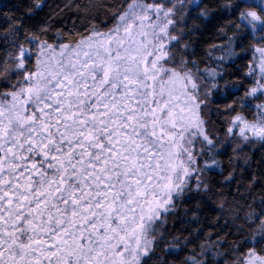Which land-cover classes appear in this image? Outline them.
<instances>
[{
	"label": "snow or ice",
	"instance_id": "1",
	"mask_svg": "<svg viewBox=\"0 0 264 264\" xmlns=\"http://www.w3.org/2000/svg\"><path fill=\"white\" fill-rule=\"evenodd\" d=\"M182 4L127 0L111 27L92 24L67 42L58 33L57 44L28 37L34 70L23 44L14 68L0 65V264H151L168 214L219 163L197 166L216 147L204 131L199 70L176 51L188 48ZM257 7L240 13L253 33L264 32V2ZM256 51L264 73V47ZM258 91L264 97L261 85L245 98ZM255 107L252 121L237 114L228 128L237 148L264 146V103ZM245 223L264 242V198ZM235 264H264V255L249 248Z\"/></svg>",
	"mask_w": 264,
	"mask_h": 264
},
{
	"label": "trees",
	"instance_id": "2",
	"mask_svg": "<svg viewBox=\"0 0 264 264\" xmlns=\"http://www.w3.org/2000/svg\"><path fill=\"white\" fill-rule=\"evenodd\" d=\"M183 2L181 39L188 48L181 52L188 66L194 72L199 70L197 77L204 84L217 85L213 91L217 113L205 116L207 135L215 142L216 151L201 154L197 166L203 169L204 162L211 164L213 157L219 163L199 174L203 186L197 190L193 181L177 203V210L168 214L162 228L164 235L155 242L151 264H192L193 259L203 260L204 264H235L249 248L264 252L256 225L245 223L249 205L258 214L264 198V146H246L236 153L232 145L226 144L233 118L239 114L252 121L255 105L264 103L259 91L255 97L245 98L250 89H259L256 69L261 57L256 49L260 43L240 20V13L250 9L243 1ZM191 2L194 6L190 8ZM35 3L36 0H0V65L7 61L14 68L18 46L23 44L31 52V57L26 54L25 68L34 70L36 42L28 37L36 34L41 40L57 44L61 42L58 33L67 42L92 24L101 29L111 27L115 14L127 0H40V8ZM14 25H18L15 36L8 31ZM9 77L15 82L18 73L11 71ZM5 86L0 79V88Z\"/></svg>",
	"mask_w": 264,
	"mask_h": 264
},
{
	"label": "rangeland",
	"instance_id": "3",
	"mask_svg": "<svg viewBox=\"0 0 264 264\" xmlns=\"http://www.w3.org/2000/svg\"><path fill=\"white\" fill-rule=\"evenodd\" d=\"M185 1V0H183ZM243 1L244 3H246L248 6H252L250 7V9H247V10H255L257 12L260 11L259 7H257V5L261 4L263 1L261 0H241ZM184 3V2H183ZM191 6H194L193 5V2H191V5L189 6L191 8ZM181 7L183 8V11H184V6L183 4L181 5ZM243 25H244V22H242ZM248 29V28H247ZM250 30V29H249ZM251 31V30H250ZM252 32V31H251ZM256 35V40L260 43V48L264 47V32H261L259 30H257L256 33H254ZM182 49H178L177 52H181ZM260 57H261V54H260ZM26 58H28V56L26 55L25 56V60ZM256 76H257V86L260 88L261 85H264V73H262L260 71V62L257 66V69H256ZM197 79L200 81V84H201V95L203 96L204 95V92L207 91L208 92V96H207V102L205 105H202L201 106V111L203 112V115H202V118L204 119L205 123H204V131L206 134H208V131H209V128L207 127V124H206V119H205V116L206 114L210 117L212 116L214 113H217L216 112V108L215 106L213 105L214 104V97H213V91H215V88H212L211 86L207 85V84H204L198 77ZM261 84H260V83ZM216 115V114H215ZM214 115V117H215ZM235 135V137L233 136ZM233 136V137H232ZM224 138V137H223ZM225 139V138H224ZM227 139V142L226 144L228 145H232L233 148L235 149L236 153L237 152H241V150L248 146V147H252L253 145L255 146V144H244L242 145L241 147L237 148V144L240 143L241 141V138L236 134V130L235 128L233 129V132L232 133H229L228 136L226 137ZM194 175H196L194 173ZM195 181V179H192V182ZM191 182V183H192ZM158 240V239H157ZM260 255H264V252L263 253H258Z\"/></svg>",
	"mask_w": 264,
	"mask_h": 264
}]
</instances>
